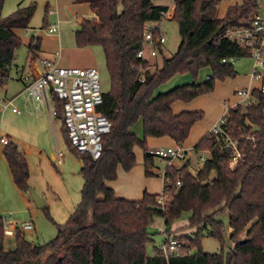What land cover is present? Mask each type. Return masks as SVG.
Returning <instances> with one entry per match:
<instances>
[{"label": "trees", "instance_id": "1", "mask_svg": "<svg viewBox=\"0 0 264 264\" xmlns=\"http://www.w3.org/2000/svg\"><path fill=\"white\" fill-rule=\"evenodd\" d=\"M153 1L76 0V4L88 5L93 16L80 19L75 46L101 47L105 56L110 89L102 93L99 111L109 121L110 132L102 138L98 160L79 155L72 148L83 164L84 185L82 200L67 223L58 226L56 236L43 245L29 242L17 229L11 250L4 247L0 226V264H264V95L260 92L252 93L251 105L231 112L224 126L244 150L234 171L228 166V152L208 132L193 151L210 157L195 175L188 164L166 167L160 195L144 193L139 201H129L116 197L106 185L117 179L118 169L129 172L136 166L135 148L143 153L146 177L154 176L152 169L157 162L148 139L167 137L183 146L192 128L204 118L203 111L176 113L173 106L212 93L216 82L236 78L232 62L250 57L226 31L246 26L258 7L257 0H240L229 6L222 18L217 17L221 0H173L170 20L177 23L180 43L172 57L163 59L161 67L154 66L151 72L148 62L137 54L144 43L146 25L160 22L169 10ZM4 2L0 0V86L8 80L15 51L22 45L14 30L27 29L36 10L31 3L2 17ZM159 33L157 28L155 41ZM39 46L40 40L34 38L28 50L36 54ZM203 69L209 74L198 81ZM141 75L143 82L139 81ZM178 75H189L192 82L155 95ZM54 101L63 123L61 104L56 98ZM140 122L141 139L132 131ZM247 136L254 141L246 140ZM3 157L15 186L28 192V164L15 143L4 145ZM178 180L180 187H176ZM161 195L168 197L165 209L158 204ZM223 211L228 213L227 227L214 219ZM184 213H190L187 227L196 229L193 237L176 236L171 231ZM157 217L164 221L165 236L184 243L178 255L166 258L160 248L152 255L147 253L146 246L152 241L149 229ZM227 229L232 230L228 241L234 250L228 247L225 254L202 251L203 233L215 238L222 248Z\"/></svg>", "mask_w": 264, "mask_h": 264}, {"label": "rangeland", "instance_id": "2", "mask_svg": "<svg viewBox=\"0 0 264 264\" xmlns=\"http://www.w3.org/2000/svg\"><path fill=\"white\" fill-rule=\"evenodd\" d=\"M157 3L168 6L173 11V0H155ZM240 2V0H221L218 6V12L220 14L224 12L227 5L230 2ZM31 3H35L36 10L30 21L29 27L22 31V37L36 36L37 33H47L45 28V15L48 4L54 5V0H5L2 8V17H8L15 12L20 4L22 7L28 6ZM260 5H263V1H259ZM154 26L163 33L165 43L161 46L157 52L156 57L150 58L148 61L149 70L154 71V66L160 68L163 59H169L177 51L180 43V37L178 33L177 23L170 18H164ZM75 31L76 25L73 22L62 23L59 29L60 33V49L65 51L76 48L75 46ZM93 57L95 58V68L99 77V85L102 93L109 91L110 78L106 68L105 56L101 47H90ZM27 54L26 46L23 44L15 51L14 63L10 71V80L4 85L0 86V100L5 98H11L13 93L18 89V82L16 80L15 66L21 68L24 66V60ZM233 66L237 72V76L234 79H226L224 82H216L215 89L212 93L201 96L191 103H176L173 106L174 112H180L182 110L196 111L200 110L204 112V118L197 123L190 133V136L185 144L186 147L195 145L208 131L211 125L218 119L226 110V104H233L237 102L235 92L250 84V74L252 71L253 59L251 57L241 58L234 60ZM209 74L208 69H203L198 77V81H204L206 75ZM192 82L189 75H178L170 80L168 83L162 85L155 93L161 94L169 91L170 89ZM258 85L256 83L250 84V86ZM249 87V86H248ZM14 104L20 107V102L15 100ZM189 104V106L187 105ZM184 106H187L185 109ZM189 109V110H188ZM22 111V110H21ZM20 119L26 120L27 125H23ZM41 120L40 129L38 131L33 130V125L29 124L32 121ZM137 129V127H136ZM135 129V131H136ZM38 134V136H37ZM6 135H9L13 140H17V144L29 149V155L26 156V162L29 169V187L32 188L36 194L42 198L45 202V207L38 208L33 200L30 198L29 192H23L25 197H22V191H20L14 184L7 164L4 161V165L0 168V217H11L13 221L18 224L29 222L32 224L33 230L24 231L26 240L33 244L43 245L51 241L57 234L58 226L64 225L69 220V217L74 212L77 205L82 200V190L84 185V178L81 173L82 164L81 159L77 156L72 149V146L68 142L64 127L61 119H53L51 125L50 120L45 115H14L10 112L4 114L0 113V137L6 139ZM18 144V145H19ZM42 144V153L39 154L36 150ZM3 144L0 142V152ZM149 148H165V144L162 142L148 143ZM174 146L173 144L171 145ZM61 153L60 160H52L51 155H57ZM135 153L139 157L142 153L141 149L135 148ZM205 154V153H204ZM203 154V155H204ZM189 157L191 163V170L196 172L202 167L203 162L199 156L190 151L186 155ZM204 157H208L205 154ZM185 159L174 160V167H180L185 164ZM137 161V160H136ZM138 165V162L137 164ZM4 166V168H3ZM140 166V165H139ZM166 163L156 165L152 169L155 176L148 177L151 181L148 183L149 193H156L158 195L162 192V178L156 174L158 168L160 171L164 169ZM136 167V166H135ZM3 168V169H2ZM118 179V174H117ZM111 181V185L114 184L118 189L122 181ZM139 180H136L138 184ZM110 183V182H108ZM144 189V182L141 186ZM150 190L152 192H150ZM117 197L126 199L129 201H139L143 194H125L122 190H117ZM190 217V213H184L182 217L176 220L171 231L176 236H189L193 237L196 229L188 228L187 222ZM214 219L220 221L225 227L228 226V213L223 211L214 216ZM152 241L146 246L148 254L155 253V249L161 247L164 241V221L162 218H155L154 223L149 229ZM172 233V234H173ZM230 230L227 229L226 235L228 236ZM204 236L201 239V249L206 254H225L228 250L227 246L220 247L219 242L211 237L207 236V233H203ZM166 238L168 236L166 235ZM184 244V243H183ZM4 247L6 250L13 249V238L6 237L4 239Z\"/></svg>", "mask_w": 264, "mask_h": 264}, {"label": "built area", "instance_id": "3", "mask_svg": "<svg viewBox=\"0 0 264 264\" xmlns=\"http://www.w3.org/2000/svg\"><path fill=\"white\" fill-rule=\"evenodd\" d=\"M251 15L246 26L228 29L226 36L236 42L240 47L249 51L253 59L250 81L258 84L249 86L235 92L238 98L233 104H226L225 112L211 126L209 132L216 136L223 147L228 152V166L234 171L244 157V150L240 146V140L233 138L225 129L227 120L238 106L246 108L253 103L252 93L256 90L264 95V4L260 5ZM172 17V10L165 13V18ZM157 28L153 23L146 25L144 43L139 50L137 57L149 61L157 55L156 49L159 50L165 43L163 33L154 40V33ZM57 25L47 28L48 33H56ZM42 72L32 77L20 71L21 79L27 80L25 92L33 103L34 110L39 112L41 106L45 107L49 118L58 115L54 98L61 104V117L63 120L65 132L72 148L79 155H87L92 160H98L102 154V138L110 132V123L105 116L99 111L102 105V92L99 85V77L96 68H74L61 67L58 64L47 60H40ZM140 82L144 81L141 75ZM10 109L13 113H19L16 106L11 101L0 100V111ZM246 140L254 141V138L247 136ZM1 143L6 145L8 141L2 139ZM191 149H186L180 145L173 147L156 148L150 153L154 156L157 165L166 163L162 171L158 168L156 174L165 179L166 167L171 166L174 160H182L186 157ZM61 153H58L56 160H60ZM202 162L205 158L200 157ZM181 186V181L176 182V187ZM168 197L161 195L158 204L161 209H165ZM0 226L6 237L13 238L17 229L21 231H30L33 229L29 222L18 224L11 217H0ZM184 244L173 236L165 238L160 250L167 258L169 255H178Z\"/></svg>", "mask_w": 264, "mask_h": 264}, {"label": "crops", "instance_id": "4", "mask_svg": "<svg viewBox=\"0 0 264 264\" xmlns=\"http://www.w3.org/2000/svg\"><path fill=\"white\" fill-rule=\"evenodd\" d=\"M54 1H55L54 5L50 6L48 4V6H47V10H46L47 17H46V27L45 28L47 29L49 26L57 25L58 30L56 33L51 34L48 32L47 33L39 32L36 34L35 37L32 36L30 38L29 37L24 38V37H22V31L23 30H18V29L14 30V33L20 38L22 44L24 46H26L27 54H26V57H25V60L23 63L24 66H22L21 68H18L17 66H15L16 80L19 83L18 89L15 91V93H13L11 98H5L3 101H6V102L11 101L12 104L14 106H16L14 104V101L17 100L20 102L21 106L20 107L16 106L19 110V113H13L10 109H5L3 111H0L1 114H4L6 112H10V113H12L14 115H18V116H20L21 114H23V115L29 114V115H35V116H40V115L46 114V116L48 117L44 106H41V109L39 112H36L34 110L33 103L31 101V99L29 98L28 94L25 92V85L27 84V80L21 79L19 76L20 71H22V72L28 74V76H32V77L41 73L42 67L40 65V60H42V59L50 60V61L58 64L61 67H74V68H90V67H93V68H95V58L93 57L92 50L89 47H83V48H77L76 47V48H73L72 50L65 51L63 49H60V46H59V43H60L59 29H60L61 24L73 22L76 25V28L79 27V22H80L81 18H91L93 16L89 6L85 5V4H76V0H54ZM237 3H239V2H237V1L230 2L227 5L226 9L229 6H232V5L237 4ZM153 4L165 6V5H162L160 3H157L155 0L153 1ZM18 6H21V5L19 4ZM226 9L224 10L223 13L220 12V14L217 11V17L222 18L224 16ZM27 29H25V32H27L26 31ZM34 38L40 40V46H39V50L36 54H31L28 50V47L31 43V40ZM160 52H161V50H160ZM13 63H14V61H13ZM13 63H12V65H13ZM12 65H11V67H12ZM11 67L9 69V74L11 71ZM9 80H10V75H9V78L7 81H9ZM250 84H253V83L250 81ZM250 84L248 83V86H250ZM254 86H256V85H254ZM247 87H245V88H247ZM187 105L189 106V104H187ZM184 108L186 109L187 106H184ZM55 118L60 119L58 117V115L54 118L48 117L51 125L53 123V119H55ZM20 121L25 126L28 123V122L26 123L25 122L26 120H23V119H20ZM216 121H217V119L215 120V122ZM40 123H41V120H35L29 124L33 125V127H32L33 130L38 131L40 129V125H41ZM136 127H137V129H136ZM210 128H209V130H210ZM135 129H136V131H135ZM132 131L138 138L141 139L143 136L142 123L141 122L138 123L133 128ZM64 133H65V128H64ZM37 136H38V134H37ZM2 139H5V138L0 137V142ZM6 140L15 143L18 150L24 155V157L26 159V156L29 155V149H26V147L20 146L21 143L20 144L18 143L19 144L18 145L16 142L17 140L14 141L13 138L9 135H6ZM150 140H151L152 144H154V143L157 144L159 142H162L163 144H165L166 147H171L172 144L176 145L173 140H171L167 137L160 138V139H148L147 143H149ZM185 144L183 145L184 148L191 149V151H193L194 145H190V146L186 147ZM39 145L40 146L38 148H36L35 151H37L39 154H41L43 152L42 151V144H39ZM154 147H157V146H154ZM154 147H152V148H154ZM3 149H4V145L2 146L1 152H0V168L2 167V165H4V161H5V159L3 157ZM154 149H156V148H154ZM134 153H135V149H134ZM203 154L204 153L197 154V155L199 156V158L202 156L205 159H208L210 157L208 153H205V154H208V157H204L205 154L204 155ZM56 156L57 155L52 154L51 155L52 160H56ZM135 156H136V160L138 162V165H136V167H134L131 171L124 172L121 169H118V173H117L118 179L120 178V180L122 181V183L120 185V189H118V187H116V185L114 186V184L111 185V182L106 183V185L114 191V194L116 197H117V192H118L117 190H119V191L122 190L125 194H135V195H137L138 193H142V194L149 193L148 183L151 180L148 177H146V175H145V168L143 165V153H141V155L139 157H137V155L135 153ZM185 158H186L185 164H188L189 170L193 174L194 172L191 170V163H190L189 157L186 156ZM5 163H6V161H5ZM172 165H174V163H172ZM3 168H4V166H3ZM136 180H139L138 184L136 183ZM143 182H144V186H145L144 189L141 187ZM162 186H163V180H162ZM150 192H152V191L150 190ZM21 193H22L21 194L22 197H25L24 193L23 192H21ZM151 194H156V193H151ZM118 198H121V197H118ZM229 230H230V232H232L231 229H229ZM164 238H166V236H164Z\"/></svg>", "mask_w": 264, "mask_h": 264}, {"label": "water", "instance_id": "5", "mask_svg": "<svg viewBox=\"0 0 264 264\" xmlns=\"http://www.w3.org/2000/svg\"><path fill=\"white\" fill-rule=\"evenodd\" d=\"M76 30L79 31L80 27H77ZM218 31L219 30H217L215 32V35H217ZM81 164H82V161H81ZM82 166H83V164H82ZM28 192H29L30 198L33 200V202L35 203V205L38 208L45 207L46 204H45L44 200L42 198H40L32 188L29 187ZM223 237H224V241H225L226 246L230 247L231 250H234V248L230 245V243L228 241V236L226 235V232L223 233ZM26 264H28V263H26Z\"/></svg>", "mask_w": 264, "mask_h": 264}]
</instances>
